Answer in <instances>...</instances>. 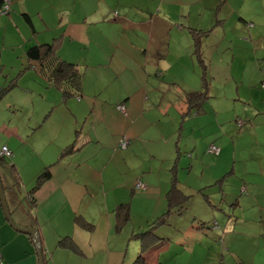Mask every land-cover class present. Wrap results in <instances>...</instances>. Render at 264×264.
<instances>
[{"label": "crops", "instance_id": "obj_1", "mask_svg": "<svg viewBox=\"0 0 264 264\" xmlns=\"http://www.w3.org/2000/svg\"><path fill=\"white\" fill-rule=\"evenodd\" d=\"M9 1L11 10L0 16V24L4 35L12 31L22 37L17 71L22 77L1 85L0 95L16 87L30 101L16 107L21 117L0 126V149L11 152L4 164L16 171L18 189L10 170L0 169V181L14 223L36 230L43 264H131L139 255L145 264H264V209L259 220L226 212L223 186L234 177L235 165L196 190L203 204L169 175L170 169L177 174L187 169L189 175L198 160L211 155L235 160L228 129L217 135L219 142L225 140L218 154L207 151L215 145L209 140L206 154L199 155L193 144L195 155L187 156L178 130L187 119H200L188 116L203 104L188 110L185 95L200 89L211 98L208 75L215 78L211 68L231 54L234 38L240 41L245 33L258 38L262 45L254 53L264 52V38L256 36L264 23V0H156L154 6L145 0L143 14L137 4L121 0ZM129 10L136 16L131 30L136 26L142 34L149 26L145 36L126 37ZM199 34L206 41L203 50ZM186 42L192 54L200 52L204 71L195 56L198 69L181 72L178 50ZM153 45L157 51L148 58ZM15 48H0V60L5 55L18 60ZM123 138L128 145L120 148ZM46 168L49 179L31 191ZM211 186L215 190L208 191ZM188 197L218 214L211 220L195 212L192 221L181 217ZM173 205L180 216L171 221ZM167 213L165 222L153 223ZM13 230L0 218L2 264H39L30 235Z\"/></svg>", "mask_w": 264, "mask_h": 264}, {"label": "rangeland", "instance_id": "obj_2", "mask_svg": "<svg viewBox=\"0 0 264 264\" xmlns=\"http://www.w3.org/2000/svg\"><path fill=\"white\" fill-rule=\"evenodd\" d=\"M1 1L2 0H0V5L2 4ZM151 1L154 6L156 0ZM96 2L97 0L91 1L93 4ZM121 3L137 4L142 14L146 11L145 5H149V2L145 0H121ZM83 4L85 5L86 3L82 2V5ZM132 13L133 12L129 10L127 16L128 25L123 29L124 32L127 33L126 37L133 36L138 38L145 36L146 32L149 30V26H145L142 34L140 29L136 26H133L131 30V17L136 19L135 14ZM113 14L117 15V12L115 11ZM7 15L8 14L0 16L6 18ZM208 16L199 19L197 23L207 20ZM212 18L215 20L214 15H212ZM235 18L237 19L236 15L232 14L230 16V21L233 22ZM252 27L253 26L249 22L248 28L251 29ZM257 27H259V29L256 32V36L264 38V23L258 24ZM2 29L0 24V48L5 51H10V47H16L14 56L23 57L20 53L21 49L18 46V42L22 40V37L12 31L4 35ZM236 30L240 31L239 28ZM122 36H125L124 33H122ZM198 36L200 41L199 49L203 50L206 41H202L204 38L203 35L199 34ZM211 40L213 39H209V41ZM253 40H257L256 45H253ZM209 41H207V46H209ZM260 44L262 45L258 38L251 37L246 33L240 36V41L234 38L230 50L231 54L234 55L232 60L229 59L231 58L230 53H228L229 55L221 57L220 63L215 61L211 68L212 71L214 70L215 72V78L212 79L208 75V81L212 84L211 93L208 92L207 95L210 94L211 98L207 97L203 99L201 103V106L203 104V110L200 109L196 115L191 114V116H188L189 118L199 116L198 118L200 119H187L183 127L180 128L181 130H178L180 135L179 138H182L183 148H185L184 156H187L190 153L195 155L196 150L192 147L193 144H196L197 153L199 155L206 154L205 149L209 144V140L215 143L217 147L221 148L225 140L219 142L217 135L223 130L226 131L228 129L227 142L230 144V153L235 160L229 162L228 156H226L225 160H217V157H212L211 155L200 161L198 160L193 165L189 175L186 174L187 169L183 172L180 171L178 174L175 169L169 170L170 179L173 178L175 182L178 181L182 184L185 195L195 196L198 194V192H196L197 189L206 185L210 186L208 184H210L214 178L220 177L225 169L226 171H231L232 167L235 165L234 177L232 176L231 179L225 183L223 189H225L226 196L228 197L226 212L238 217L240 220L248 218L259 220L258 215L261 209H264V87H262L264 82V52L254 53L255 48L260 47ZM189 45H191V43L186 42L181 46L182 49L180 48L178 50L182 58L180 62V70L182 73L186 71L191 73V71L195 72V70L198 69L195 55L192 54V50L194 49L189 48ZM223 48L224 45H221L219 48L220 55L223 54ZM129 51H132V48ZM156 51L154 45L148 48L147 57H154L153 55ZM21 64L22 61L20 57L18 60H15L11 58L10 55H5L3 59L0 60V86H7L8 84L15 83V80L11 81L12 77H19V80H21L22 73H17ZM24 83L25 82H22V84ZM23 89L26 90L27 88L24 87ZM199 91L201 90L199 89ZM26 100L30 101V98L16 87L11 91L1 94L0 126L10 120L21 117L22 115L18 113L16 107L19 103ZM169 117L173 118L172 113ZM239 121L240 124H238ZM179 124L180 121H178L177 125L179 126ZM3 139L4 137L0 133V147L3 143ZM5 161L8 162V159H5ZM235 180H238L237 185L235 184ZM184 184L186 186H184ZM213 184L218 187L216 182H213ZM243 185L247 188V190L244 191V195H242L239 190V187ZM209 188L210 189L207 188L208 191L214 189L212 186ZM201 197L202 196L198 194L197 200L200 201ZM192 200L193 198L188 197L182 204L183 207L180 209V214L182 213L181 217H187L192 221V219L194 220L193 212H195V214L200 217L211 220L214 214H218L210 208V206L208 209L198 206L196 198L193 202ZM176 207L177 206L174 205L171 207V221L180 216L176 211ZM27 208L29 211L31 210L30 207ZM0 218L2 222L6 224V227L13 230L5 220L1 206ZM196 225L198 228L204 227L202 223H197ZM197 252H199L198 249L195 250L196 255Z\"/></svg>", "mask_w": 264, "mask_h": 264}, {"label": "trees", "instance_id": "obj_3", "mask_svg": "<svg viewBox=\"0 0 264 264\" xmlns=\"http://www.w3.org/2000/svg\"><path fill=\"white\" fill-rule=\"evenodd\" d=\"M196 36H197V35H196ZM49 47H50V46H47V49H46L45 51H44V50H42V51L40 50V60H42V59H43V56H44L46 53H48L47 51H49V49H50ZM194 55L199 59V63H200L201 66H202V64H203V63H202L203 59H202V57H201L200 52L197 51V50H195ZM202 67H203V66H202ZM56 69H57V71L59 72L60 75L63 74V70H62V68H61L60 66L56 67ZM202 71H204V67H203V70H202ZM203 75H204V73H203ZM203 75L201 76V80H204V79H205ZM205 97H206V90L187 93V94L185 95V101H186V107H187V109H188V110H189V109H192V110H193V109H198L199 106L201 105L203 99H204ZM193 111H194V110H193ZM70 147H71V146H70ZM70 147H69V150H70ZM6 158H7V157L0 155V169L10 170V167L4 164ZM1 166H2V167H1ZM14 173H15V174H14ZM9 174H10V175H15V176L12 177V178H13V184H14L13 187H14V190L18 189V181H17V177H16V176H17L16 171H13V170L11 169V170L9 171ZM49 177H50V174H49L48 168H46L43 172H41V173L37 176V178H36V180H35V186L32 188L31 191L36 190V189L40 186V184H41L42 182L46 181L47 179H49ZM239 190H240V193H241V194H244L245 186H244V185L241 186ZM27 198L29 199V203H32V202H33V200L31 199L30 196H28ZM166 215H168V213L165 214V215H162V216L159 217V218H157V220H155V222H153V223H154V224H161V223L165 222V217H166ZM63 243H64L63 240H61L60 244L62 245ZM131 264H145V261H144L142 255H139V256H138V257H137V258H136Z\"/></svg>", "mask_w": 264, "mask_h": 264}, {"label": "water", "instance_id": "obj_4", "mask_svg": "<svg viewBox=\"0 0 264 264\" xmlns=\"http://www.w3.org/2000/svg\"><path fill=\"white\" fill-rule=\"evenodd\" d=\"M0 205H1L4 217L10 226L18 232H22V233L30 235L31 239L33 240L35 249L37 251V255L39 258V264H43L42 250H41L40 241H39V237L37 235L36 230H34L32 228H21L14 223V221L10 215L9 209L7 207V203L5 200L1 181H0Z\"/></svg>", "mask_w": 264, "mask_h": 264}, {"label": "built area", "instance_id": "obj_5", "mask_svg": "<svg viewBox=\"0 0 264 264\" xmlns=\"http://www.w3.org/2000/svg\"><path fill=\"white\" fill-rule=\"evenodd\" d=\"M1 2H2V4L0 5V15H6L11 10V8H10L11 2L9 0H2ZM262 87H264V82L262 84ZM118 109L121 110L122 112L125 111V108L123 105H119ZM238 124H240V121L238 122ZM127 145H128V141L125 138H123L119 143L120 148H125V147H127ZM208 152L213 153V154H218L219 148L215 145H210L208 147ZM0 155L5 156V157H9V156H11V152L7 147L4 146L0 149ZM138 186L140 187V185H138ZM0 264H2L1 256H0Z\"/></svg>", "mask_w": 264, "mask_h": 264}]
</instances>
